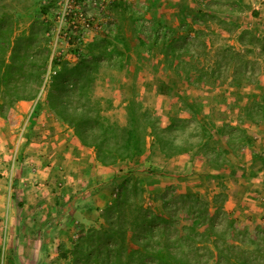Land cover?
<instances>
[{
  "label": "rangeland",
  "instance_id": "rangeland-1",
  "mask_svg": "<svg viewBox=\"0 0 264 264\" xmlns=\"http://www.w3.org/2000/svg\"><path fill=\"white\" fill-rule=\"evenodd\" d=\"M62 2L0 0V72L6 75L0 88L23 82L19 65L25 52L33 56L32 72L42 60L35 47L49 55L36 97L19 100L31 101L29 110L16 115V101L0 112V264H70L73 244L92 228L71 234L61 227L41 231L52 226L53 218L47 217L55 203L53 197L50 204L40 197L46 194L36 180L43 160L33 159L31 139L36 136L33 116L40 111V123L55 130L50 136L63 133L83 146L46 100L53 77L80 58L92 61L88 96L102 116L124 125L125 106L134 100L155 121V129H147L143 153L119 161L121 183L113 201L120 188L135 186L144 209L170 212L175 222L166 228L185 234L192 230L196 243L210 237L205 217L216 208L217 230L233 222L246 248H253L249 242L264 235L258 215L264 202L246 194L264 169V0H105L99 7L72 0V12L90 20L86 29L78 15L59 25ZM243 31L248 33L241 45ZM14 40L16 55L10 61L9 42ZM228 48L240 56L232 59L224 52ZM156 135L168 137V157L155 154ZM189 208L196 216L192 222L184 220ZM103 210L94 228L103 224ZM53 240L64 246L41 245Z\"/></svg>",
  "mask_w": 264,
  "mask_h": 264
},
{
  "label": "trees",
  "instance_id": "trees-1",
  "mask_svg": "<svg viewBox=\"0 0 264 264\" xmlns=\"http://www.w3.org/2000/svg\"><path fill=\"white\" fill-rule=\"evenodd\" d=\"M247 33H240L238 42L241 45ZM9 43L11 61L16 55L14 51L17 49V40ZM38 46L35 48L42 55L38 70L32 72L33 56L25 52L19 65L23 82L20 85L5 84L0 88V112L11 107L16 101L34 99L39 92L49 55ZM224 52H229L232 59L240 56L232 48ZM91 62L87 58H80L73 65L62 64V70L49 84L46 100L49 109L73 129L80 143L94 149L96 161L102 166H110L141 155L145 148L147 129L151 128L153 131L155 121L147 110L134 100H129L125 106L124 125L110 122L102 116L98 105L91 102L88 96L89 84L94 80L90 70ZM247 64L248 62L244 63L245 69ZM31 76L35 78V83L29 82ZM5 77L6 75L0 74V79ZM155 140L159 152L168 157V137L156 135ZM231 140L230 134L227 144ZM136 190L135 186L120 188L116 199L103 210V224L82 232L73 244L70 250V264L264 263V235L261 238H258V235L249 242L253 248H246V241L233 222L229 221L225 229L217 230L215 219L219 210L215 208L213 214L205 217L209 221L207 231L212 238H205L201 244L196 243L192 230L187 234L170 232L166 226L175 222V216L170 212L151 214L140 204ZM194 219L195 212L189 208L185 212L184 220L192 222ZM228 234H235L236 239L229 238ZM200 251H205L208 256L203 257Z\"/></svg>",
  "mask_w": 264,
  "mask_h": 264
},
{
  "label": "crops",
  "instance_id": "crops-1",
  "mask_svg": "<svg viewBox=\"0 0 264 264\" xmlns=\"http://www.w3.org/2000/svg\"><path fill=\"white\" fill-rule=\"evenodd\" d=\"M30 106L31 101H18L14 113L20 116L21 113L29 110ZM33 117L36 119V122L31 126L34 131L31 133L36 135L34 138L31 137L34 141L32 145L35 147L33 159L43 160L40 164L42 171L39 172V177L36 180L39 182V188L46 192L44 196H40L42 194L39 191L37 196L43 197L42 199L45 201L49 199L46 202L48 204L53 197L55 203L51 209L54 213L51 216H46L47 218L52 217L54 222L51 221L52 226H45L43 229L40 227L41 231L46 233L59 231L61 227L69 228L68 233L71 234L77 233L79 228L96 227L95 223L100 221L98 213L112 203L114 192L121 183L122 171H120L121 166L119 165L124 162L102 166L96 161L93 149L81 146L74 137H67L63 133L50 136L51 133H55V130L51 131L48 123H40V111H36ZM153 152H155L154 149H151L150 154ZM156 153L161 155L160 152L156 151ZM36 162L38 163V161ZM54 173L60 178L54 177ZM250 183L251 186L246 194L250 195L253 200L259 199L264 202L263 168L257 172ZM52 188L53 194H51ZM258 213L262 221L260 222L263 223L264 204L258 209ZM32 227L36 229L37 226ZM63 243L61 240L58 243L53 240L51 244L47 241V244L41 245L44 248L50 245L60 248L64 246ZM65 248L70 249L71 247L65 246ZM43 261L47 260L43 259ZM57 262L63 264L62 261L58 260Z\"/></svg>",
  "mask_w": 264,
  "mask_h": 264
},
{
  "label": "built area",
  "instance_id": "built-area-1",
  "mask_svg": "<svg viewBox=\"0 0 264 264\" xmlns=\"http://www.w3.org/2000/svg\"><path fill=\"white\" fill-rule=\"evenodd\" d=\"M104 1L105 0H87L86 3L99 7L100 5H103ZM70 2H72V0H63V2L60 4V9L57 13V22L59 25L62 24V22H64L66 19L69 20V18L77 17L76 15H78L77 18H79V22L82 23L81 27L84 29L88 28L90 25V20L86 16H83L81 12H76L77 14L72 12V6L70 5Z\"/></svg>",
  "mask_w": 264,
  "mask_h": 264
}]
</instances>
